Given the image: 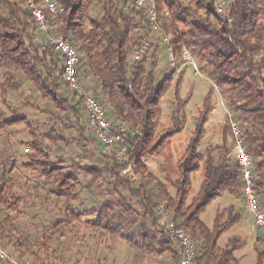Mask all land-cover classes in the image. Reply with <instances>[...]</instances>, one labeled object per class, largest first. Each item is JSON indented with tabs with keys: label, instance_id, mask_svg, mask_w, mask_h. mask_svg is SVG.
Listing matches in <instances>:
<instances>
[{
	"label": "trees",
	"instance_id": "obj_1",
	"mask_svg": "<svg viewBox=\"0 0 264 264\" xmlns=\"http://www.w3.org/2000/svg\"><path fill=\"white\" fill-rule=\"evenodd\" d=\"M54 1L62 8L61 14L53 17L54 32L67 37L77 47L80 57L78 72L83 67L91 77L90 92L101 105L108 107L114 123L122 124L130 131L120 144L127 149L125 163L117 162L112 152H105L94 140L101 146V150H97L96 143L91 141L98 151L101 165L72 166L89 179L85 187L88 190L98 183L104 185L100 178L101 173H106L108 180L104 186L115 198L90 208L89 218L83 220V214L70 205L76 199L72 191L78 183L77 178L73 173L63 172L61 160L53 162L50 159L49 148L35 136L31 122L26 117L15 116L0 121V132L21 125L31 136L26 144L30 151L28 162L24 165L37 170L44 180L57 184L51 194L57 199L66 198V212L70 215V219L65 220L67 223L83 221L100 237L119 239L131 250L149 256L167 254L178 264L177 245L166 240L161 232L153 190H148L143 183L135 184L128 174H120L130 165L137 179L155 182L153 189L161 193V203L169 218L190 234L196 250L195 264H238L234 253L242 244L230 240L220 248L217 241L240 221L241 213L233 216L231 211L228 212L224 222L221 221L222 214L216 213L211 229L199 219L223 192L238 194L242 187L236 155L231 157L233 151L236 154L232 136L229 146L223 143L209 148L204 158L198 151L212 110V93L204 96L202 108L193 121V133L175 164L177 176L171 182L173 196L148 173L143 159L160 154L168 140L182 129L183 108L189 103L191 92L185 98H179L184 72L177 73V68L183 64L182 52L186 50L201 73L207 75L242 130L243 144L252 159L253 187L264 210V0H224L226 12L221 17L215 13L214 0H155L156 32L150 30L144 12L132 0ZM127 2L132 7H127ZM92 10H98L95 17L87 14ZM32 26L35 24L21 0H0V68L18 71L40 97L53 105L57 113L48 114L53 125L41 137L53 146H68L70 141L58 136L55 127L67 131L79 128L80 110L59 96L57 77H61L64 60L51 46L41 48L32 43ZM151 32L160 38L161 35L167 36L176 63L158 85L155 79L158 68L156 49L148 57L144 49L140 60H132L134 51L142 47ZM135 33L141 34L134 37ZM173 82L177 103L171 126L156 132L161 116L160 102ZM18 90L15 77L5 72L4 82L0 84L1 102L7 105V94ZM77 102L80 105L81 100ZM69 116L75 121H70ZM203 159V180L187 205L191 175L199 169ZM8 192L6 182L0 180V211L4 212L0 237H3L4 224L12 215H17L20 203L19 198ZM42 239L44 244L49 242L48 236ZM12 247L21 258L32 255V244L24 236L18 237ZM255 264H264V249L256 253Z\"/></svg>",
	"mask_w": 264,
	"mask_h": 264
},
{
	"label": "rangeland",
	"instance_id": "obj_2",
	"mask_svg": "<svg viewBox=\"0 0 264 264\" xmlns=\"http://www.w3.org/2000/svg\"><path fill=\"white\" fill-rule=\"evenodd\" d=\"M127 7H132V4L127 2ZM87 14L95 17L98 10L89 11ZM46 16L51 34L60 36L54 32L53 26L50 24V15L47 14ZM34 28L35 26H32L30 31L32 43L41 48H47L49 43L46 36ZM151 33L141 46L145 47L147 57L151 56L153 50H157L158 68L155 79L158 85L175 66L170 65L166 47L161 42V38L158 37V34ZM140 34L135 33L133 36L137 37ZM150 46L152 47L149 48ZM192 59L196 66V73L190 64L183 63L177 68V73L180 70L184 72L179 98L183 99L191 92L190 101L183 108L185 118L182 129L168 140L160 154L143 159V164L148 173L165 186L170 196L174 195L171 182L177 176L175 164L186 149L193 133V121L202 108L204 96L208 92L212 93V99L210 100L212 110L208 114L205 133L198 148L203 158L209 148L220 146L223 143L229 146L232 143L229 123L230 120L236 121L231 111L220 99L219 93L214 90L207 75L201 73L196 61L193 57ZM5 72H10L15 77L19 90L10 91L7 94V105H4L0 98V121L10 120L15 116H23L31 122L35 136L49 148L50 159L53 162L61 160L60 166H62L63 172L73 173V176L77 178L78 183L74 185L72 191L76 195V199L72 200L70 205L77 212L83 214V220L88 219L90 208L98 207L104 201L115 198V196L109 193L104 186L108 180L106 173H101L100 178L103 180L104 185L98 183L88 190L85 187L88 185L89 179L72 167L74 164L101 165L98 151L92 144L95 141L88 131L85 115L83 116L82 103L77 104L79 98L73 96L75 94L68 89L66 84H63L64 82L58 75L59 96L80 110L78 119L80 127L68 131L61 127H55L58 136L69 140L70 145L53 146L41 137L53 125L52 120L49 121L48 119L51 116L50 114L57 113L53 105L40 97L30 83L13 68H0V84L4 82ZM78 74L81 87L90 92L89 86L93 84L91 77L83 67L80 68ZM173 86L174 82L160 102L161 116L156 132L171 126V118L176 110L177 103L174 100ZM102 105L108 114L110 123L114 124L109 115L108 107L103 103ZM69 120L75 121L72 116H69ZM30 140L31 136L27 134L21 125L9 127L0 132V180L6 182L8 194H13L20 200L17 215H12L11 220L3 226V237H0V250L7 256V259L0 260V264H177L167 254L149 256L131 250L119 239L109 238L108 236L100 237L99 233L88 229L83 221H69L70 223H67L65 220H69L70 215L66 212L68 204L66 198L57 199L55 195L51 194L57 184L44 180L36 172L37 170L28 169L24 165L28 162L27 155L30 151L26 144ZM96 146L97 150H101V146H98L97 143ZM235 155L233 151L231 157L233 158ZM203 175L204 159L199 163V169L191 175V188L186 200L187 205L197 194ZM139 183L145 184L148 190L152 189L155 202L162 204L161 193L153 189L155 182L136 179L135 184ZM242 202L240 190H238V194L223 192L206 208L199 219L211 229L216 213L222 214V222L227 219L230 211V215L233 214V216H236L238 212L241 213L240 221L219 237L217 245L224 248L230 240L237 241L240 245L242 244L234 253L238 264H255L256 253L264 249V239L254 228L253 219L243 209ZM3 216L4 212L0 211V221ZM20 236H24L31 242L32 255L28 254L21 258L12 247ZM43 236L49 237L47 244H44ZM9 241L11 244H9Z\"/></svg>",
	"mask_w": 264,
	"mask_h": 264
},
{
	"label": "built area",
	"instance_id": "obj_3",
	"mask_svg": "<svg viewBox=\"0 0 264 264\" xmlns=\"http://www.w3.org/2000/svg\"><path fill=\"white\" fill-rule=\"evenodd\" d=\"M23 6L30 13L35 24V28L47 38L49 46L63 58L61 79L68 89L75 94L82 103L88 131L92 138L98 142L105 152H112L116 161L125 163L126 147L120 146L123 137L130 132L124 125L119 123L111 124L108 114L101 103L87 89L81 87L79 83V53L67 38L51 34L46 14L50 15V24H54L53 17L62 12V8L54 0H21ZM133 4L141 9L146 18L148 27L152 32L158 30V20L155 0H132ZM214 9L218 17L226 12L224 0H214ZM162 42L166 45V51L171 66H176L173 53L168 47V38L161 35ZM144 46L134 51L132 60L138 61L143 56ZM183 63L192 65L195 73L196 66L188 51L182 52ZM229 128L234 141L236 151V163L240 170L242 182L241 196L244 210L251 215L254 228L264 237V210L261 208L257 195L253 187V177L251 173L252 159L243 144L242 130L236 121L230 120ZM121 175L128 174L131 180L136 181V176L131 171L130 165L126 167ZM157 213L160 218L161 232L168 241L177 245L178 264H195L196 250L190 234L183 228L178 227L168 216L164 205H157ZM7 259V256L0 250V260Z\"/></svg>",
	"mask_w": 264,
	"mask_h": 264
},
{
	"label": "crops",
	"instance_id": "obj_4",
	"mask_svg": "<svg viewBox=\"0 0 264 264\" xmlns=\"http://www.w3.org/2000/svg\"><path fill=\"white\" fill-rule=\"evenodd\" d=\"M243 203V202H242ZM244 209V208H243Z\"/></svg>",
	"mask_w": 264,
	"mask_h": 264
}]
</instances>
